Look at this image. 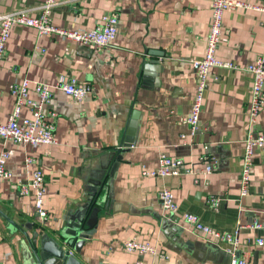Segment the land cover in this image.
Segmentation results:
<instances>
[{
  "label": "crops",
  "instance_id": "obj_1",
  "mask_svg": "<svg viewBox=\"0 0 264 264\" xmlns=\"http://www.w3.org/2000/svg\"><path fill=\"white\" fill-rule=\"evenodd\" d=\"M211 1L65 0L53 10V23L67 30H90L105 13L116 14V38L102 50L50 37L37 40L30 28L12 29L0 64V122L14 107L9 85L24 77L49 85L56 145L32 148L0 139L12 174L0 181V264H22L20 241L35 245L41 237H55L66 225L87 220V204L98 188L85 180L86 172L100 159L111 161V177L96 203L97 221L90 230L84 228L85 244L74 253L80 264H231L227 246L196 236L181 221L184 213L222 233L240 225L237 252L251 264L254 258L264 264V246L256 245L264 231L247 228L254 220L264 222V148L254 151L249 195L239 196L252 85L244 68L264 57V11L225 12L215 56L237 69H211L200 128L190 136L186 118L196 79L188 61L204 55ZM230 1L264 9V0ZM43 2L0 0V12L25 9L37 17ZM60 76L90 84L91 94L81 103L71 100L55 87ZM21 115L30 113L23 109ZM254 132L264 136V104ZM160 154L182 159L194 173L143 177L142 169H155ZM26 157L33 161L28 169ZM209 160L214 169L205 175ZM34 169L42 172L46 185V221L35 213L33 196L20 194ZM163 188L174 195V217L160 205ZM212 196L220 198L216 210L206 204ZM132 239L156 247L166 259L125 252L124 243Z\"/></svg>",
  "mask_w": 264,
  "mask_h": 264
},
{
  "label": "built area",
  "instance_id": "obj_2",
  "mask_svg": "<svg viewBox=\"0 0 264 264\" xmlns=\"http://www.w3.org/2000/svg\"><path fill=\"white\" fill-rule=\"evenodd\" d=\"M65 0H44L38 7V16L32 17L29 11L22 9L9 13L0 12V64L5 58V47L12 29L15 27L30 28L35 31L36 39L50 37L61 41L70 42L81 47L93 49H106L112 46L117 35L118 17L114 13H105L98 24L90 30H67L56 26L52 21V12ZM248 9L254 11H264L263 8L252 6L244 2H232L230 0L211 1V20L209 31L205 39V51L200 59H189V65L195 73L196 85L190 106L189 114L186 118L188 132L194 136L200 128V113L204 99V93L211 69H237L228 62L218 60L215 56L217 47L221 41L223 31V17L226 11ZM244 71L251 74L252 85L251 94L247 110V136L244 140V151L241 159L240 190L239 196L246 197L250 193L251 170L253 168V155L256 149L264 148V136L257 135L254 127L257 124L259 113L264 104L262 90L264 87V57L258 58L255 62L247 65ZM71 100L81 103L91 94L92 87L88 83H79L75 78L60 76L55 85ZM9 93L14 99L13 111L4 123L0 122V139L17 146L38 148L41 146L56 145L54 137L56 113L50 109L53 91L49 85L36 83L24 77L9 85ZM31 93L35 96L31 97ZM27 109L29 117H23L21 111ZM185 136H181L184 139ZM9 159L7 151L0 153V181H8L12 174L7 170L6 165ZM33 164L31 158L24 160L25 168ZM215 163L206 161L204 174L213 172ZM194 173L192 169L185 168L184 162L180 158H171L165 154H160L157 159V167L153 170L142 169L141 175L146 178L163 179L167 177H177L182 174ZM197 183L198 180H195ZM46 185L43 174L40 170L34 169L30 172V179L25 185H21L20 194L22 196H33L34 210L37 216L46 221L47 213L44 210V196ZM158 199L162 209L171 216L177 215L178 207L174 200L173 193L163 188L158 193ZM220 198L209 197L206 204L216 210L219 206ZM181 221L188 226L192 232L216 245L224 243L227 251L231 254V264H251L249 258L240 256L235 258L239 250L238 234L242 228L240 225L233 233H222L201 223L199 218L193 214L184 213ZM250 230L264 231V222L254 220L247 226ZM257 247L264 246V240H256ZM123 248L127 253H134L139 256L152 255L161 259L166 256L159 252L156 247L149 243H141L135 239L124 243ZM135 264H141L136 262Z\"/></svg>",
  "mask_w": 264,
  "mask_h": 264
},
{
  "label": "water",
  "instance_id": "obj_3",
  "mask_svg": "<svg viewBox=\"0 0 264 264\" xmlns=\"http://www.w3.org/2000/svg\"><path fill=\"white\" fill-rule=\"evenodd\" d=\"M159 55L162 56V53ZM110 163L111 161L107 163L103 159L97 160L86 172L85 180L94 188H98V191L92 193L87 204V220L83 224L66 225L55 237H41L35 245L27 239L25 241L29 245L24 240L20 241L22 264H80L74 253H79L85 244V229L90 230L97 221L96 216L100 208L96 203L102 189L109 184L108 178L111 176L107 170ZM239 257L240 252H237L235 258ZM252 264H256L255 258Z\"/></svg>",
  "mask_w": 264,
  "mask_h": 264
}]
</instances>
